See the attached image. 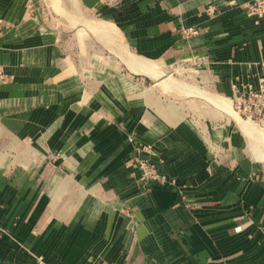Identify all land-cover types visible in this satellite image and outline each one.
<instances>
[{
    "label": "crops",
    "instance_id": "obj_1",
    "mask_svg": "<svg viewBox=\"0 0 264 264\" xmlns=\"http://www.w3.org/2000/svg\"><path fill=\"white\" fill-rule=\"evenodd\" d=\"M45 1L0 0V68L8 75L0 81V264H35L38 256L49 264H264L255 123L248 134L212 109L204 137L183 116V80L117 69ZM230 1L65 4L114 24L127 58L155 66L200 58L199 82L227 102L264 74V24L246 13L253 0ZM191 27L197 32H184ZM185 103L188 113L206 112ZM209 142L227 154L218 158ZM137 154L176 183L141 182Z\"/></svg>",
    "mask_w": 264,
    "mask_h": 264
},
{
    "label": "rangeland",
    "instance_id": "obj_2",
    "mask_svg": "<svg viewBox=\"0 0 264 264\" xmlns=\"http://www.w3.org/2000/svg\"><path fill=\"white\" fill-rule=\"evenodd\" d=\"M44 3L46 9H48L51 12V14L55 16V18L57 17L62 24H65L66 26L74 30L81 29L80 31L86 33L85 35L86 43L84 44V46H86L87 49L93 46L96 49H100L101 52L104 54L103 56L105 57V59L107 61H112L113 64H115V66L117 65L118 68L117 67L116 68L119 70L125 71V69L127 70L128 68H130L132 71L135 72L141 71L139 68H136L131 64L132 62L131 56L133 55L127 58L126 55L129 54L130 52L127 51V48L124 46L121 38L118 37L120 34L116 33L118 36L115 34L111 36L108 31H102L100 29V23L108 22V21H104L103 19H100L99 16L97 17L92 15V13L89 12L88 10H80L78 12V8L76 5L70 4L69 6L68 3L65 4V0H46ZM78 15L80 16L79 18ZM113 26L115 27V29L117 28L114 24ZM116 30L119 32L118 28ZM157 65L155 66L156 72H149L151 81L153 80L157 81L162 77H165L164 78L165 82H171L173 85L174 84L178 85L175 81L183 80L184 82L182 83V85L189 86L187 90L184 89V87H182L177 89V92H181V104H182L181 106L183 108L184 113H187L184 114L183 116L189 120L193 117L197 121V124L199 126L198 128L199 133H201L205 137V133H206V130L204 129L205 121L208 119V116L211 115L212 109H214L215 113L219 112L218 113L219 116H221L220 114L224 112L225 117L231 118V120L232 118H235L237 122L240 121L239 124H243V125L248 124L252 128L255 123L257 128H259L258 129L259 137L257 138V140L259 141L258 143L260 144V147L262 149L261 151H263L264 153V125L256 122L252 123L251 121L248 120L244 121V119H242L240 115L236 112L235 103L233 100L234 97L228 99L227 102L225 101L219 102L216 101V98H213L211 96L210 94L211 92L205 89L202 86V84L199 82L201 80L200 79L201 76L204 73L202 71L203 66L199 59L191 56H184L183 58L178 57L175 62H171L170 64L161 66L157 63ZM173 90L174 88L173 89L170 88L169 90H167L170 91L169 94L168 93L166 94V96L168 97L167 102L169 105L175 104V102L173 101L175 98L172 97ZM208 97H210V99L212 98L211 100H214L213 102H215L219 106H224L226 109H218L214 105L215 103L213 104V102L210 99H208ZM190 100L197 101L199 103L197 107H200V105H202L206 112L203 111L202 112L203 114H199V115L188 113V111H190V107L192 106H187L185 102ZM177 104L179 103L177 102ZM197 107L195 108L197 109ZM185 108H189V109L186 110ZM233 113L234 114L237 113V115L236 114L234 115ZM252 130H255V128H252ZM133 139L134 137H132V140ZM210 142H209V147L213 151L214 155H216L218 158L227 154V150L222 145H220V147L218 148L219 145L216 144L214 145ZM144 146L146 147V149L144 148ZM139 148L140 150H144L150 153L153 152V146L151 144L141 143ZM136 157H138L140 160H146L142 158L141 155L137 154L136 156H134V162L136 161L135 160ZM153 165L157 167V165L155 164ZM136 166L140 170V177H141V169L137 163ZM140 181L143 182L141 179Z\"/></svg>",
    "mask_w": 264,
    "mask_h": 264
},
{
    "label": "built area",
    "instance_id": "obj_3",
    "mask_svg": "<svg viewBox=\"0 0 264 264\" xmlns=\"http://www.w3.org/2000/svg\"><path fill=\"white\" fill-rule=\"evenodd\" d=\"M231 4H236V0H231ZM246 13L253 18L257 24H264V0H253L246 4ZM213 11V9H212ZM185 33H196L193 27L184 31ZM200 60V58H197ZM201 62V61H200ZM8 75L0 68V81H5ZM236 112L244 120L261 123L264 125V74L258 76V87L248 86L244 90H239L234 98ZM146 149V147L144 146ZM135 162L141 169L140 179L145 184H175L174 178L169 177L165 172L159 170L156 166L146 160L135 158ZM11 264H19L13 262ZM35 264H49L43 256H38Z\"/></svg>",
    "mask_w": 264,
    "mask_h": 264
},
{
    "label": "bare ground",
    "instance_id": "obj_4",
    "mask_svg": "<svg viewBox=\"0 0 264 264\" xmlns=\"http://www.w3.org/2000/svg\"><path fill=\"white\" fill-rule=\"evenodd\" d=\"M95 25H96V23H95ZM95 27V26H94ZM96 28H98V27H96ZM95 28V29H96ZM114 28V29H113ZM100 29L102 30V31H108L109 33H110V35L112 36V35H117L116 33H118L119 34V32L115 29V27L113 26V24H111V23H109V22H102V23H100ZM118 36V35H117ZM118 37H120V35L118 36ZM115 38H117V37H115ZM131 58H132V62H131V64L134 66V67H136V68H139L140 70H145V71H147V72H156L155 71V64H154V62H152V61H150V60H148V59H146V58H143V57H138V56H131ZM209 99H210V97H209ZM212 99V98H211ZM212 101H214V100H212ZM217 101V100H216ZM215 103V102H214ZM224 103V102H223ZM229 103V102H228ZM216 104V103H215ZM228 109H230V108H228ZM234 114V113H233ZM236 115H237V113H235ZM234 114V115H235ZM239 117V116H238ZM239 119V118H238ZM243 119V118H242ZM245 121V120H244ZM239 123H240V121H238ZM241 122H243V121H241ZM253 123V122H252ZM253 125V124H252ZM241 127L242 128H244V129H246L245 130V132L246 133H248V134H250L249 132H248V130H251L252 128H255V125L251 128L248 124L246 125V124H241ZM252 131V130H251ZM251 134H252V132H251Z\"/></svg>",
    "mask_w": 264,
    "mask_h": 264
}]
</instances>
